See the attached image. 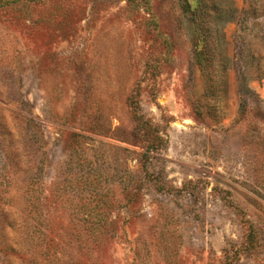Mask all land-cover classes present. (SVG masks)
<instances>
[{
  "label": "rangeland",
  "instance_id": "rangeland-1",
  "mask_svg": "<svg viewBox=\"0 0 264 264\" xmlns=\"http://www.w3.org/2000/svg\"><path fill=\"white\" fill-rule=\"evenodd\" d=\"M0 0V264H264V0Z\"/></svg>",
  "mask_w": 264,
  "mask_h": 264
},
{
  "label": "trees",
  "instance_id": "trees-1",
  "mask_svg": "<svg viewBox=\"0 0 264 264\" xmlns=\"http://www.w3.org/2000/svg\"><path fill=\"white\" fill-rule=\"evenodd\" d=\"M186 7L189 9L190 12H192L194 18L193 21H196L195 16L200 13L201 16H203V19L207 16V13L209 12L207 6L201 2V0H197L194 6H191L187 1L185 2ZM205 16V17H204Z\"/></svg>",
  "mask_w": 264,
  "mask_h": 264
}]
</instances>
